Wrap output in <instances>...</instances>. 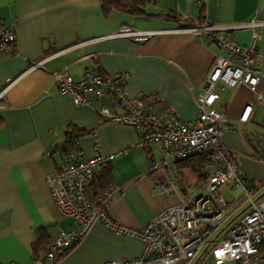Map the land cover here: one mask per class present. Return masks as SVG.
<instances>
[{"label": "crops", "instance_id": "1", "mask_svg": "<svg viewBox=\"0 0 264 264\" xmlns=\"http://www.w3.org/2000/svg\"><path fill=\"white\" fill-rule=\"evenodd\" d=\"M111 1L115 7L105 13L101 0H0V27L15 24L13 53L0 58V94L4 91L0 98V264H31L54 236L73 225L71 218L59 212L45 181L60 163L58 154L47 153L63 142L66 133L77 135L85 158L95 153L94 137L104 155L126 151L108 165V186L121 189L108 212L113 221L129 228L144 227L211 173L207 163L204 177L198 179L189 168L192 163L179 162L175 169L182 188L171 195L155 190L162 176L150 171V160L160 158L158 143L149 145L150 152L137 147L134 129L106 121L95 111L100 106L113 111L107 97L96 102L95 109L75 106L58 92L53 74L64 71L77 82L85 72L102 77L126 73L128 98L154 100L180 120L192 121L197 117L195 97L218 49L205 37L177 32L183 28L179 24L198 25L205 18L219 26L264 21V0H205L203 7L194 0H143L139 3L142 14L129 13L136 1ZM122 26L161 33L144 43L104 39ZM226 36L243 47L251 42L248 29ZM255 46L263 48L264 41H256ZM59 51L63 52L42 67L28 71ZM260 69L264 73V61ZM217 91L214 108L229 125L222 145L237 155L244 177L262 193L264 166L249 158L245 136L264 132V106L255 103L244 85L223 91L217 87ZM247 105L253 110L247 123L241 124ZM223 193L232 199L228 189L220 191L222 197ZM141 251L139 241L95 223L81 242L53 264L129 261ZM200 264L213 262L206 256Z\"/></svg>", "mask_w": 264, "mask_h": 264}, {"label": "built area", "instance_id": "2", "mask_svg": "<svg viewBox=\"0 0 264 264\" xmlns=\"http://www.w3.org/2000/svg\"><path fill=\"white\" fill-rule=\"evenodd\" d=\"M194 2L201 7L205 5V0ZM14 29L15 24L0 27V58L13 53ZM238 29L251 31L248 46H239L226 36ZM177 32L205 37L218 49L195 97L197 117L192 121L180 120L154 100L128 98L124 91L126 73L102 77L85 72L75 82L60 71L53 74V80L58 92L67 95L75 106L95 109V103L107 97L113 111L105 106L95 111L106 121L134 129L138 134L137 147L150 152L149 145L158 143L160 158L150 160V171L162 176L154 184L155 190L176 194L182 188V179L175 164L195 155L206 157L211 173L202 184L184 190L177 204L161 211L144 227L129 228L113 221L108 212L113 198L121 193L120 188L109 185L99 195L91 194V187L105 168L126 151L104 155L94 137L95 153L85 158L77 137L64 138L47 153L48 156L58 154L60 163L45 181L59 212L71 218L73 225L54 236L47 250L34 257L31 264H53L61 259L81 242L95 223L117 236L142 244L141 254L136 259L104 264H200L206 256L213 264H264V192L258 193L246 180L237 155L222 145V135L229 125L223 114L214 108L219 98L217 87L223 91L240 85L247 86L255 103L264 106V73L260 69L264 47L255 46L256 41H264V21L219 26L205 18L201 24L183 27ZM160 33L122 26L104 39L122 38L144 43ZM81 45L83 43L76 47ZM63 51L32 64L28 71L42 67ZM252 110V105L245 106L239 118L241 124L247 123ZM245 143L249 158L264 166V132L248 133ZM223 188L231 194L230 201L220 195ZM241 206L244 208L233 218Z\"/></svg>", "mask_w": 264, "mask_h": 264}, {"label": "trees", "instance_id": "3", "mask_svg": "<svg viewBox=\"0 0 264 264\" xmlns=\"http://www.w3.org/2000/svg\"><path fill=\"white\" fill-rule=\"evenodd\" d=\"M136 1L134 3V5L131 7V10L129 11V13L131 14H142V10L139 8V3L142 2L143 0H133ZM102 2V7L103 10L105 11V13L108 12V10L110 8L115 7L113 2L111 0H101ZM178 23L179 20L175 19ZM201 24V23H200ZM199 25V24H198ZM191 26H196L190 23H183V24H179V27H191ZM70 137H77V135L74 134H70V133H66L65 134V138H70ZM184 161H188L190 163H192L191 165H189V168L191 170V173L196 176L198 179L204 177L203 171H204V167L207 164V160L206 157L203 155H195L192 156ZM182 161V162H184ZM109 184V172H108V166L105 168L102 176L98 179V181L93 184L92 187V195L95 197L97 195H99Z\"/></svg>", "mask_w": 264, "mask_h": 264}, {"label": "rangeland", "instance_id": "4", "mask_svg": "<svg viewBox=\"0 0 264 264\" xmlns=\"http://www.w3.org/2000/svg\"><path fill=\"white\" fill-rule=\"evenodd\" d=\"M261 183H263V185H264V180L261 182ZM262 191H264V186H262ZM259 192H261V191H258V193ZM223 195V198L225 199V200H227V201H230L231 200V198L230 197H228V195L226 194V193H223L222 194ZM230 199V200H229ZM245 205V204H244ZM244 208V206H241L240 208H239V210H237V212H240L242 209Z\"/></svg>", "mask_w": 264, "mask_h": 264}]
</instances>
